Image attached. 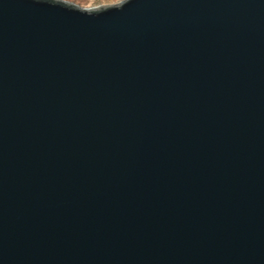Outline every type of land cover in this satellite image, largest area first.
I'll return each mask as SVG.
<instances>
[{
    "label": "water",
    "instance_id": "water-1",
    "mask_svg": "<svg viewBox=\"0 0 264 264\" xmlns=\"http://www.w3.org/2000/svg\"><path fill=\"white\" fill-rule=\"evenodd\" d=\"M0 264H264V0H0Z\"/></svg>",
    "mask_w": 264,
    "mask_h": 264
},
{
    "label": "rangeland",
    "instance_id": "rangeland-1",
    "mask_svg": "<svg viewBox=\"0 0 264 264\" xmlns=\"http://www.w3.org/2000/svg\"><path fill=\"white\" fill-rule=\"evenodd\" d=\"M72 3H75L82 7H93L110 3H117L122 0H66Z\"/></svg>",
    "mask_w": 264,
    "mask_h": 264
}]
</instances>
